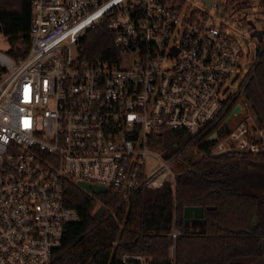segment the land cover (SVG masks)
<instances>
[{"label": "built area", "instance_id": "2783aa9c", "mask_svg": "<svg viewBox=\"0 0 264 264\" xmlns=\"http://www.w3.org/2000/svg\"><path fill=\"white\" fill-rule=\"evenodd\" d=\"M208 1L201 0L207 9L218 7ZM193 5L31 0L27 53L0 52V264L54 263L65 226L79 222L64 204L68 183L89 196L80 183L127 201L189 170L171 168L189 150L201 153L198 159L264 153V127L252 125L243 95L259 54L250 57L249 38L243 47L224 22ZM101 28L115 51L92 62L82 56L81 41ZM168 130L194 140L167 160L156 139ZM201 142L214 145L201 152ZM149 161L160 163L153 174ZM179 235L173 227L168 264H177ZM150 260L120 257L121 264Z\"/></svg>", "mask_w": 264, "mask_h": 264}, {"label": "trees", "instance_id": "16d2710c", "mask_svg": "<svg viewBox=\"0 0 264 264\" xmlns=\"http://www.w3.org/2000/svg\"><path fill=\"white\" fill-rule=\"evenodd\" d=\"M31 0H0V33L8 40L7 54L24 56L30 45ZM254 70L243 88L259 124L264 127V41ZM106 29L88 31L81 41L89 61L114 52ZM224 133L222 130L221 135ZM194 137L168 130L157 137L156 148L170 159ZM214 142H201L206 152ZM191 168L145 188L127 201L105 194L89 196L74 184L64 191V204L77 211L79 222L65 226L62 247L53 264H121L125 253L149 257L150 264H168L170 231L176 227L177 264H247L264 255V153L206 154ZM243 166V167H242ZM107 212L93 218L96 205ZM186 207H202L205 224L192 228L183 216Z\"/></svg>", "mask_w": 264, "mask_h": 264}, {"label": "rangeland", "instance_id": "374dc122", "mask_svg": "<svg viewBox=\"0 0 264 264\" xmlns=\"http://www.w3.org/2000/svg\"><path fill=\"white\" fill-rule=\"evenodd\" d=\"M191 4L194 3L192 9L201 10L209 13L211 16H215L216 20L219 22H224V29L231 34L235 39H237L243 47V39H250V57L255 54V44L256 40L250 37V28L248 21L255 23L257 29L264 30V0H217L218 7L213 9H207L201 0H190ZM10 48L8 40L0 33V52L7 53ZM245 67L248 63L245 62ZM247 73V72H246ZM244 73L243 76L246 75ZM230 90L233 92L236 88L231 87ZM248 111V118L251 120L252 125L255 127H262L253 112L251 106ZM201 153H196L195 150H189L179 162L174 166L175 169H179L180 165L188 166L198 159ZM182 163V164H181ZM160 167V163L156 161H149L147 163V170L150 174H153ZM243 167V166H242ZM98 208V207H97ZM194 228H202L199 223L193 224ZM253 263V262H252ZM255 264H264V259H259L254 261Z\"/></svg>", "mask_w": 264, "mask_h": 264}, {"label": "water", "instance_id": "95a60500", "mask_svg": "<svg viewBox=\"0 0 264 264\" xmlns=\"http://www.w3.org/2000/svg\"><path fill=\"white\" fill-rule=\"evenodd\" d=\"M208 6H209V1L208 0H203ZM249 28H250V37L254 38L258 45L256 48V54L260 53V45L263 43L264 40V30L262 29H257L256 25L252 21H248ZM247 42V40H246ZM240 107L236 106L233 110V112H239ZM215 134L211 137V140H214ZM238 152V151H235ZM228 152H222L219 154H216L215 156H222L227 154ZM79 186L86 190L87 192L91 194H104L106 193V189L102 187H97V186H90L88 184L80 183ZM106 211V207L104 205L100 206L95 213L93 214V218L98 220L100 217L103 215V213ZM183 216L185 220H190L192 224V228H194L193 224L199 223L202 227L205 224V221L203 220V208L202 207H186L183 212ZM195 229V228H194Z\"/></svg>", "mask_w": 264, "mask_h": 264}, {"label": "crops", "instance_id": "0c3cea01", "mask_svg": "<svg viewBox=\"0 0 264 264\" xmlns=\"http://www.w3.org/2000/svg\"><path fill=\"white\" fill-rule=\"evenodd\" d=\"M261 259H264V255H263V257H262ZM258 260H259V259H258ZM254 261H255V260H249V261L247 262V264H255ZM252 262H253V263H252Z\"/></svg>", "mask_w": 264, "mask_h": 264}]
</instances>
